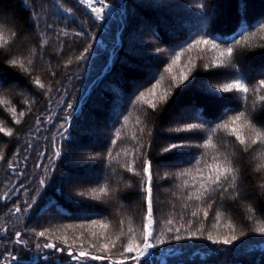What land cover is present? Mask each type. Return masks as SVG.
Segmentation results:
<instances>
[{
	"label": "trees",
	"instance_id": "1",
	"mask_svg": "<svg viewBox=\"0 0 264 264\" xmlns=\"http://www.w3.org/2000/svg\"><path fill=\"white\" fill-rule=\"evenodd\" d=\"M29 2L36 5L33 13L38 20L36 28L29 22V11L25 10L22 0H0V18H7L10 27L18 33L10 45L0 50V97L10 101L8 105H0V125L13 128L14 133L12 137L0 134V152L5 155V160L0 161V197L8 193L7 200L0 199V229H7L0 230V264L9 252L18 258L12 264H44V257L49 256L50 250H37L35 245L47 240L36 236L33 229L35 232L50 229L59 235L63 234L64 226L73 225L76 227L67 232L70 240L83 232L84 247L87 248L91 241L98 249L100 244L108 241L93 239L88 229L91 220H105L109 224L106 230L91 226L92 230L115 240L121 227L127 231L131 226L140 239L146 210L141 177L133 176L121 167L133 151L144 152L153 161V211L160 230L170 226L167 224L170 218L173 227L181 224L188 227L191 220L193 231L203 223L205 234L212 232L214 236L222 237L229 233L225 225L231 220L236 226V235L241 231L247 233L232 245L214 244L204 237L175 241L169 234V242L160 247L153 264H264V235L253 231L258 226L255 221H264V195L260 194L259 188L264 185V172L255 171L264 146H254L245 153L224 130L214 135L211 131L216 124L239 111H247L258 127H264V104H257L253 112L255 95L251 92L247 102L233 98L234 94H222L227 98L219 99L207 93V85L232 78L231 70L202 68L205 63L211 64L215 56L211 50L195 48L185 52L174 66L173 72L179 75L182 69L190 66L188 60L191 58L195 64L193 75L199 77L196 85L178 99L177 93L181 89L171 87V74L164 71L170 57L198 35L206 32L231 41L243 32H255L259 23L264 22V0H106L114 6L115 12L104 20L100 46L86 38L88 33L95 36V27L86 18V8L77 0ZM201 4L204 5L202 8ZM67 8L72 12H65ZM140 23L144 26L135 33L133 28L139 27ZM62 31H67L68 35H59ZM78 32H84L85 37L76 36ZM39 33H44L47 45L42 44ZM5 35H9L7 30ZM89 43L92 49L87 59L76 61ZM249 43L251 49L247 45L240 48L234 60L239 73L251 87L264 79V56L254 55L262 51L258 45L264 44V32H257ZM32 50H35L34 64L25 65L29 72L8 65L10 55L28 56ZM70 58L73 63L66 65ZM160 75L165 77L161 89L169 91L167 102L158 101L156 109L137 102L140 92L151 87ZM37 76L46 87H51V92L31 84ZM184 87L186 84L181 85ZM260 94L264 95V92ZM98 99L103 105H98ZM25 100L33 102L30 108L23 103ZM174 100L177 101L175 104L172 103ZM69 103L73 108L66 110ZM11 107L24 113L22 117H16L21 121L19 124L13 121ZM50 114H54V119L49 123L44 117ZM90 114L102 119L106 130L103 137L94 138L87 132L85 118ZM38 116L41 121L36 125ZM66 116H71V126L67 138L58 139L61 155L54 157L57 142L52 138L58 136L57 129ZM186 123H203L205 128L199 134H173L186 136L187 141H169L167 130ZM117 131L121 139L113 145L111 141ZM209 136L213 137L220 152L227 153L240 169L238 191L241 195L236 200L217 198L208 210L207 219L202 213L194 218L190 213L198 207L206 208L207 203L200 205L196 201H187V190L177 187L180 181L163 177L166 172L190 167L193 154L201 150L181 149L180 156L161 158L160 149L169 142L203 143ZM203 151L209 155L216 153L212 147ZM108 152H112L115 159L108 158ZM49 157H53L51 162ZM142 161L143 156L136 161L141 173ZM10 164L14 168H10ZM41 179H45L44 186L40 185ZM103 185L115 191L101 201L77 195ZM33 199L32 208L26 209V202ZM185 203L188 208L183 207ZM249 205L255 209L254 216L249 212ZM15 206H20L21 212H9ZM217 211L223 213L218 224L214 215ZM249 216L253 219H248ZM120 220L124 221L123 226ZM81 224L85 227H78ZM17 232L23 233L24 245L15 243ZM120 243L118 241L112 249L114 256L121 251ZM163 256L166 262L161 263ZM57 257L68 264L67 257L62 254Z\"/></svg>",
	"mask_w": 264,
	"mask_h": 264
},
{
	"label": "snow or ice",
	"instance_id": "2",
	"mask_svg": "<svg viewBox=\"0 0 264 264\" xmlns=\"http://www.w3.org/2000/svg\"><path fill=\"white\" fill-rule=\"evenodd\" d=\"M25 10L29 11V22L33 25L34 28L38 27L37 17L33 14L36 10V5L30 3L29 0H22ZM77 3L83 5L94 17L96 21H104L106 19L107 13L111 10L112 5L106 3V0H77ZM96 5H100L97 7ZM204 5L201 4L202 8ZM65 12L71 13L72 9H64ZM264 19V18H262ZM14 24V21L11 22ZM51 27L50 25L48 26ZM9 32V35L6 37L5 31ZM55 31V29H53ZM257 32H264V22L259 23L255 32H243L240 34L239 38H234L231 41L228 39H218L217 36H213L209 33H204L193 38L191 42L187 43L180 51L175 52L170 57V63L167 64V67L164 69L165 72L171 74V87L180 88V92L177 93V99L183 92L192 88L196 85L197 80L199 79L198 75H193L195 71V64L191 58L188 60V65L186 70H181L179 75H176L173 72L174 66L180 61L181 57L185 52H188L192 49L199 48L201 51L211 50L215 53V56L212 57L211 64L205 63L202 65V68L207 69L209 67L231 70V77L225 82L217 83L214 85H207L206 91L209 95L216 96L219 99H226L227 97L222 94H234L235 99H238L243 102H247L248 94L251 92L255 95V99L252 102V111H255L257 104H264V95L260 94L264 92V79H260L256 84L250 87L249 83L246 82L242 74L239 73L238 64L234 60V55L237 51L247 45L248 49H251V44L249 43L250 38L255 36ZM18 33L14 28L10 27V22L7 18H0V50H3L6 46L10 45L14 38H16ZM59 35L66 36L68 35L67 31H62ZM76 36L85 37L84 32L75 33ZM39 36L42 38V44L47 45L48 40L44 37V33H39ZM222 37V36H219ZM87 39L90 41H95L96 37L88 33ZM262 50L254 55L264 56V44L258 45ZM92 49V44L89 43L75 59L76 61H84L87 59V56L90 54ZM159 52H163L164 49H158ZM35 50L29 52L28 56L23 55H10L7 63L9 66L17 69H21L24 72H29V68H26L25 65L32 66L34 64ZM73 63V60L70 58L66 61V65ZM264 71V69H262ZM55 75V73H52ZM165 77L160 75L159 79L152 84L151 87L147 88L146 91L140 92L137 97V102H143L148 105L151 109H156L157 102H167L169 98V91L167 89H161V83L164 81ZM187 82V83H186ZM31 84L35 88L46 90L51 92V87H46L45 83L42 82L39 76L31 80ZM186 84V87L181 88V85ZM177 101L174 100L172 103L175 104ZM10 101L7 98L0 97V105H8ZM29 108L31 107L32 101L25 100L23 102ZM52 103L51 99L49 100V105ZM73 105L69 103L66 110H71ZM12 114L13 121L15 124H19L20 119L16 118L17 116H23V112H17L16 107H11L9 109ZM196 111L199 112V109ZM44 119L47 122H52L54 119V114H50ZM125 123L127 122V117L124 118ZM41 117H37L35 120L36 125H39ZM71 121V116H66L64 118V123L60 124L57 132L58 136H53V141L57 142L54 146V157H59L62 152L61 146L58 144V139H66L67 133L69 130ZM205 125L203 123H186L182 126H177L175 128L168 129V140H177V141H187L188 137L182 135H173V134H182V133H196L199 134L200 130H203ZM224 130L228 133L229 136L233 137L236 143L241 147L243 152L247 153L250 149H253L254 146H264V127H258L249 116L247 111H239L235 115H231L223 123L216 124L213 129H211L213 135L219 131ZM0 134H4L8 137L13 136V128L4 127L0 125ZM115 139L111 141V144L115 145L117 140L121 139L120 132L117 131L115 134ZM133 139H136L133 136ZM139 145V141L137 140ZM143 148V145H139ZM208 147L216 149V153L209 155L207 152L203 151ZM197 148L201 151L193 154L192 160L189 161L190 167L182 169L173 173H164V179L174 178L180 183L177 185L181 190H187L186 200L187 201H196L200 205L207 203V207H198L195 211H192L190 215L192 217H199L202 213L204 219H207L209 215V209L212 208L213 204L216 203V199L221 200L230 199L236 200L240 197V192L238 191L239 179H240V169L234 164L233 159L224 152H220L217 148V145L213 143V137L209 136L199 144H191L188 142H169L166 146L161 147L160 157L167 158V156L182 155L181 149H190ZM148 149H151V145H148ZM107 157L110 159H115L112 152H108ZM119 155V153H117ZM127 155V153H126ZM43 156V153H41ZM141 156H143L142 161V173L136 167V161ZM49 162L53 157H49ZM257 159V157H254ZM5 160V155L0 152V161ZM211 161L210 163L208 161ZM259 162L255 164L256 172H264V152H261L258 157ZM38 167L40 165H37ZM10 168H14L12 164L9 165ZM127 172L131 173L133 176L141 177V192L143 193V200L145 203V214H144V223L141 229V238L137 239L136 230L129 226L127 231H121L119 235L116 236L115 240H109L107 236L101 232L98 234L96 231L92 230L91 226H98L100 229L106 230L109 227V224L105 220H91L89 226V234L93 239L102 238L108 242L100 244L97 249V245L89 241L87 248L84 247V233L81 232L75 238H69L67 232L68 230L74 229L76 226L67 225L64 226L63 234H55L50 229H44L39 232H33L36 236L41 238H46L47 242L43 244H36L35 247L37 250L45 249L50 250L49 256L52 257L49 260V256L44 257V264H65V261L62 258L57 257V254H62V256L67 257L68 264H93V262H108V264H153V258L158 254V250L161 246L169 242V234H171V240L180 241L182 239H193L204 237L207 240L213 242L214 244H223V245H232L235 241L245 236L247 233L241 231L239 235L235 234L236 226L229 220L225 225L229 229V233L224 236H214L212 232H207L205 234L204 224L201 223L195 231L192 230V221H188V227H184L181 224L180 227H173V219H169L167 224L170 225L164 230L156 224V219L154 217L153 211V161L152 159L147 158L144 152H131L130 159L121 164ZM47 173V169L45 170ZM40 185H45V179L40 180ZM259 188L262 190L261 195H264V185H259ZM53 191L55 189L53 188ZM108 185H103L99 189L93 188L88 191H81L77 195L81 198H86L89 200L101 201L106 196H111L112 192ZM37 196L40 195L37 191ZM175 195V194H174ZM0 199L7 200L8 193H5ZM83 202V199L82 201ZM35 200L31 202H26L25 208H32ZM184 208H188V204L183 205ZM9 212L19 213L21 212L20 206H15L12 209H9ZM249 212L255 215V209L249 205ZM215 220L217 224L220 221L223 213L217 211L215 214ZM253 216H249L248 219L252 220ZM258 225L253 229L254 232L264 235V221H255ZM217 224H213V227H217ZM120 225H124V221L120 220ZM78 227L84 228L85 225L81 224ZM7 231V229H0ZM59 231V230H57ZM184 232L186 235H182ZM15 235V243L18 245H24L26 242L22 239L23 233L17 232ZM79 241V243H77ZM121 241L120 248L121 251L114 256L112 254V249L116 247V243ZM59 245L58 246V243ZM95 250V251H94ZM18 258L9 252L7 257L3 260V264H12L13 261H16Z\"/></svg>",
	"mask_w": 264,
	"mask_h": 264
},
{
	"label": "rangeland",
	"instance_id": "3",
	"mask_svg": "<svg viewBox=\"0 0 264 264\" xmlns=\"http://www.w3.org/2000/svg\"><path fill=\"white\" fill-rule=\"evenodd\" d=\"M96 6L99 7L100 5H96ZM113 10H114V8L111 9V11H109L107 13L106 17L113 15ZM86 18L92 25L95 26V37H96V41L98 42V45L100 46L102 44V42H103V34H104V24L103 23H104V21H102V22L96 21L94 19V17L91 15V13L87 9H86ZM143 22H144V20H143ZM140 26H144V23H140L139 27H134L133 28L135 33H138V31L141 30L142 27H140ZM145 69H148V68H145ZM120 73L121 72L118 71V75H121ZM121 77H122V75H121ZM97 103H99L98 105L102 104L99 99H98ZM101 109H103V106H101ZM85 119H86L87 132H90L92 136H95L94 138H100V137H103L105 135V131L106 130L104 129V127L102 125L103 121H102L101 118H98V117L96 118V117H94L93 115L90 114ZM262 246L264 247V244ZM168 252L170 253L171 251H168ZM161 259H162L161 263L166 262L165 256H163V258H161Z\"/></svg>",
	"mask_w": 264,
	"mask_h": 264
},
{
	"label": "bare ground",
	"instance_id": "4",
	"mask_svg": "<svg viewBox=\"0 0 264 264\" xmlns=\"http://www.w3.org/2000/svg\"><path fill=\"white\" fill-rule=\"evenodd\" d=\"M96 43H97V41H96Z\"/></svg>",
	"mask_w": 264,
	"mask_h": 264
}]
</instances>
